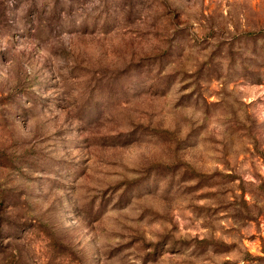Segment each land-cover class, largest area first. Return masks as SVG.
<instances>
[{"label": "rangeland", "instance_id": "obj_1", "mask_svg": "<svg viewBox=\"0 0 264 264\" xmlns=\"http://www.w3.org/2000/svg\"><path fill=\"white\" fill-rule=\"evenodd\" d=\"M0 264H264V0H0Z\"/></svg>", "mask_w": 264, "mask_h": 264}]
</instances>
